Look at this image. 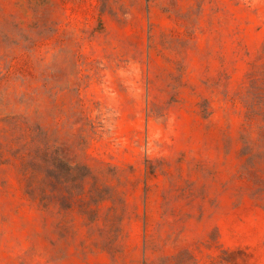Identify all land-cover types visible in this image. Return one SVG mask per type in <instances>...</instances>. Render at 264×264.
<instances>
[{"label":"rangeland","instance_id":"374dc122","mask_svg":"<svg viewBox=\"0 0 264 264\" xmlns=\"http://www.w3.org/2000/svg\"><path fill=\"white\" fill-rule=\"evenodd\" d=\"M0 264H264V0H0Z\"/></svg>","mask_w":264,"mask_h":264}]
</instances>
